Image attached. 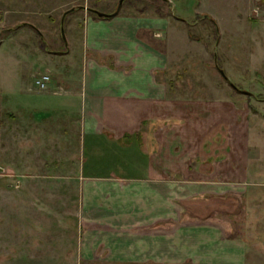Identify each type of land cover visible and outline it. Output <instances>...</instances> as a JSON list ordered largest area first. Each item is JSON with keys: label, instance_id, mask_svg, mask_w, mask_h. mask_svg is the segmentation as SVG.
Segmentation results:
<instances>
[{"label": "rangeland", "instance_id": "374dc122", "mask_svg": "<svg viewBox=\"0 0 264 264\" xmlns=\"http://www.w3.org/2000/svg\"><path fill=\"white\" fill-rule=\"evenodd\" d=\"M116 3L0 0V264H210L200 256L177 263V248L160 262L108 260L103 244L127 240L125 232L80 223L84 152L60 99L78 89L82 27L95 18L88 10L109 14ZM139 14L165 18L167 82L181 95L228 97L246 123L247 181L213 205L211 219L241 246L221 251L235 260L223 264H264V0H123L115 15Z\"/></svg>", "mask_w": 264, "mask_h": 264}, {"label": "crops", "instance_id": "0c3cea01", "mask_svg": "<svg viewBox=\"0 0 264 264\" xmlns=\"http://www.w3.org/2000/svg\"><path fill=\"white\" fill-rule=\"evenodd\" d=\"M167 27L143 14L84 20L78 89L60 99L84 152L80 223L125 232L103 244L108 260L160 262L177 248V263L235 261L221 251L241 246L211 217L247 181V125L228 97L181 95L167 82Z\"/></svg>", "mask_w": 264, "mask_h": 264}, {"label": "water", "instance_id": "95a60500", "mask_svg": "<svg viewBox=\"0 0 264 264\" xmlns=\"http://www.w3.org/2000/svg\"><path fill=\"white\" fill-rule=\"evenodd\" d=\"M121 2H122V0H117L116 7H115L114 11L111 12V13H109V14L101 13V12H98V11H95V10H92V11H93V12L95 13V15H96L97 17H99V18L110 17V16H113V15H115V14L117 13V11H118V9H119V7H120V5H121ZM61 24H62V16H61V18H60V33H61V35H62ZM62 37H63V36H62ZM219 72H220V74L224 77L222 71H219ZM224 80H225V82H226L228 85L232 86V85L229 83V81H228L227 78L224 77ZM232 87H233V86H232ZM243 93L245 94L246 92H243Z\"/></svg>", "mask_w": 264, "mask_h": 264}, {"label": "trees", "instance_id": "16d2710c", "mask_svg": "<svg viewBox=\"0 0 264 264\" xmlns=\"http://www.w3.org/2000/svg\"><path fill=\"white\" fill-rule=\"evenodd\" d=\"M123 1V0H122ZM82 8V7H81ZM73 11H75V9H68V10H66L64 13H63V15H62V23H63V21H64V17L66 16V15H68V14H70L71 12H73ZM89 12L88 13H92V15L95 17V18H97V16L93 13V12H91L90 10H88ZM207 19H208V21H210V23L212 24V26H213V28H214V31H216V24H215V21L212 19V18H210V17H207ZM40 47H42V48H44L45 46L44 45H42V43L40 42ZM130 136L129 135H127V134H124L123 136H122V141H126L128 138H129Z\"/></svg>", "mask_w": 264, "mask_h": 264}, {"label": "built area", "instance_id": "2783aa9c", "mask_svg": "<svg viewBox=\"0 0 264 264\" xmlns=\"http://www.w3.org/2000/svg\"><path fill=\"white\" fill-rule=\"evenodd\" d=\"M48 77L47 76H40L38 79L35 81V85H37L38 88H44L45 83L47 82Z\"/></svg>", "mask_w": 264, "mask_h": 264}]
</instances>
